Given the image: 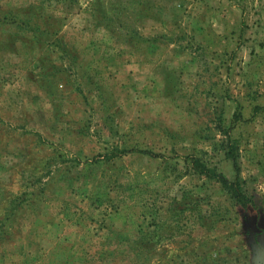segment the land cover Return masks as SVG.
Segmentation results:
<instances>
[{"label":"rangeland","instance_id":"rangeland-1","mask_svg":"<svg viewBox=\"0 0 264 264\" xmlns=\"http://www.w3.org/2000/svg\"><path fill=\"white\" fill-rule=\"evenodd\" d=\"M0 264H264V0H0Z\"/></svg>","mask_w":264,"mask_h":264},{"label":"trees","instance_id":"trees-1","mask_svg":"<svg viewBox=\"0 0 264 264\" xmlns=\"http://www.w3.org/2000/svg\"><path fill=\"white\" fill-rule=\"evenodd\" d=\"M122 154L124 152H121ZM197 160L194 161V165L197 166L196 164ZM197 168V167H196ZM204 172H206L210 178L213 179H218L228 190V192L232 195V197L241 204V202H244V205L246 204V202L244 201L246 199L245 195L240 194L239 191L237 190L238 188V184L235 182H231L229 181L227 178H225L222 175H211L212 171L210 169H207V167L205 165H203V167L201 168ZM218 176V177H217Z\"/></svg>","mask_w":264,"mask_h":264}]
</instances>
